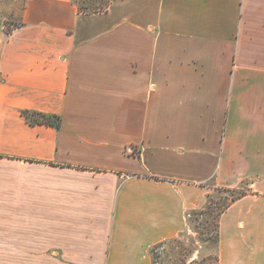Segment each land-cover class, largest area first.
<instances>
[{"label":"crops","instance_id":"1","mask_svg":"<svg viewBox=\"0 0 264 264\" xmlns=\"http://www.w3.org/2000/svg\"><path fill=\"white\" fill-rule=\"evenodd\" d=\"M209 180L264 264V0H0V264H153Z\"/></svg>","mask_w":264,"mask_h":264},{"label":"rangeland","instance_id":"2","mask_svg":"<svg viewBox=\"0 0 264 264\" xmlns=\"http://www.w3.org/2000/svg\"><path fill=\"white\" fill-rule=\"evenodd\" d=\"M14 23H16V20H13ZM199 125H201L202 133L205 135L207 133V129L215 133V127L217 125V131L219 134V138L222 136V127L223 122L219 121L218 123L214 122H207L203 121L202 123H197V130H200ZM195 133V125L193 129V136ZM208 134V136H209ZM197 140L199 142L198 138H194V140ZM210 147L207 145L202 144V152L201 154L196 153H185L183 158L185 163L187 164V168L191 169V171H194V177L196 178H208L209 175L212 174V172L216 173L217 169L219 168V162L221 155L220 153L216 154H207L204 153L205 149H209ZM203 158V162H201V159ZM198 159L200 164H197L194 166V164H189L190 161ZM216 164H218L216 168ZM189 169V171H190ZM215 170V171H214ZM192 176V175H191ZM212 177H210L211 179ZM199 187H202L196 194L197 203H200L195 209L188 210L187 211V227L185 230V234H182L181 237L178 239L179 241L183 242V245L186 248H196L192 259H197V262L199 264H212L213 262V251L211 248L212 244H208L204 242L203 240L209 236L211 233H213L214 228L218 221V214L221 210H225V208L232 202L233 198H238L242 194L246 192H250V187L246 180H243L240 182V184L237 187L230 188L225 185H218L213 186L212 181L203 182L199 184ZM201 196V197H200ZM243 204H246L243 203ZM227 205V206H226ZM257 206V203H255ZM254 205V206H255ZM226 206V207H225ZM221 215V214H220ZM231 215V213H230ZM220 221V217H219ZM233 225V224H232ZM234 226H231L228 222L224 224V228L222 230V239H223V248L224 250V260L227 259V261L230 259V255L228 250L230 249V237L232 235L235 236V238H238L237 240H234V243L237 245L239 253H238V261H243L245 258V261H259V253L257 252H248L246 248L248 247L247 241H242V239L239 238V235L237 234L238 230H235L233 228ZM218 244H217V253L219 251V242H220V230L218 228ZM241 233V232H240ZM241 236V235H240ZM179 249L175 248L172 253V257L174 260H176L179 256H177V251ZM160 251V250H159ZM164 249L161 250V255L163 256ZM199 252L202 253L203 258H198ZM242 252H245V254H242ZM241 254V255H240ZM181 256V255H180ZM177 257V258H176ZM184 257V260L186 259L185 256H182V259ZM205 257V258H204ZM163 257L161 258L160 262H162ZM189 260V261H190ZM201 261V263H200ZM180 264V263H178Z\"/></svg>","mask_w":264,"mask_h":264},{"label":"trees","instance_id":"3","mask_svg":"<svg viewBox=\"0 0 264 264\" xmlns=\"http://www.w3.org/2000/svg\"><path fill=\"white\" fill-rule=\"evenodd\" d=\"M9 31V27H6V32ZM25 115L30 119L31 123H45L49 125H53L56 127L60 126V117L56 115H49V114H43V113H25ZM237 198H233L232 201L236 200ZM227 206V205H226ZM225 206V207H226ZM223 210L220 211L217 218H219L220 214ZM218 221L214 228L213 233H211L209 236H207L203 241L212 244L211 248L213 251L214 256L212 257L213 262L212 264H218V253H217V244H218ZM185 234V233H184ZM181 237H175L171 238L169 240H164L159 243L154 244L152 247H150V254L152 256V263L153 264H199L197 262V259H192L193 253L196 248H186L183 245V242L179 241L178 239ZM175 248L179 249L177 251V256H179L176 260L173 259L171 251H173ZM163 251V256L161 255V250ZM160 250V251H159ZM181 255V256H180ZM182 256H185L186 259L184 260V257L182 259ZM163 257L162 262H160L161 258ZM198 258H203L202 253L199 252ZM205 258V257H204ZM190 260V261H189ZM201 263V261H200Z\"/></svg>","mask_w":264,"mask_h":264}]
</instances>
